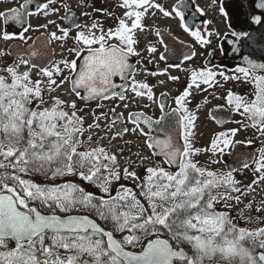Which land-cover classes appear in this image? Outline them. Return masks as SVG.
I'll list each match as a JSON object with an SVG mask.
<instances>
[{
	"label": "snow or ice",
	"instance_id": "obj_1",
	"mask_svg": "<svg viewBox=\"0 0 264 264\" xmlns=\"http://www.w3.org/2000/svg\"><path fill=\"white\" fill-rule=\"evenodd\" d=\"M31 3L24 0L18 8L0 11L4 25L22 27L18 36L5 30L0 39L18 38L25 43L31 39L23 34L33 30L30 24L24 26L25 16L37 14L28 11ZM55 3L47 0L37 12L45 17L56 13L58 9L50 7ZM82 6H89L87 0H82ZM118 6L122 15L107 28L95 19L80 24L71 17L77 29L74 35L71 25H56L60 34L50 32L44 48L29 45L0 50V264H264V226L239 225L246 210L253 209V202L245 204L241 197H247L256 185L264 193V146L256 154L238 156L237 146L253 141L236 139L241 129H252L264 139V63L244 56L246 66L229 76L206 65L182 67L195 51L165 47L158 53L156 45L149 44L145 51L150 57H173L178 62L168 67L189 73L184 90L172 97V107L165 102L167 93L162 92L158 100L154 86L136 79L129 58L141 56V37L153 28L146 21L158 14L179 18L181 29L201 47L210 45V37L217 35L213 31L205 34L211 21L197 24L195 16L186 14L185 0L170 9L158 0H119ZM255 7L261 14H253L250 22L264 27V0H258ZM64 8V19H70L68 5ZM219 11L227 15L223 7ZM195 12L204 15L198 6ZM155 35L162 33L157 29ZM232 35L239 40L249 33ZM52 41L61 42L59 46L68 55L52 61L45 50ZM158 43L163 45L165 40ZM145 71L156 76L167 69ZM114 77L125 83H114ZM217 77L250 88L242 94L226 89L224 95L214 96L224 104L210 110L208 117L218 125L240 127L216 132L210 144L200 148L196 146L200 135L196 122L201 105L196 104L193 111L190 98L193 89L207 91L201 85L223 88ZM179 79L167 76L169 81ZM61 94L75 99H62ZM137 98L158 105L159 116L129 112L125 117L116 107L97 114L92 108V102L99 109L104 107L102 101L118 99L127 109ZM86 109L93 123L85 127ZM224 113L241 119H229ZM102 120L109 122L102 127ZM127 123L134 126L129 128ZM108 133L109 143L123 139L126 133L140 135L148 153L129 149L125 156L121 147L117 154L100 144ZM202 154L208 162L200 159ZM225 156L236 157L243 169L253 173L250 184L243 185L234 175L240 168L211 167L224 164ZM68 178H78L103 195H95L81 183L58 182ZM121 180H131L138 190ZM254 210L264 212V200ZM252 219L249 216V222Z\"/></svg>",
	"mask_w": 264,
	"mask_h": 264
},
{
	"label": "flooded vegetation",
	"instance_id": "obj_2",
	"mask_svg": "<svg viewBox=\"0 0 264 264\" xmlns=\"http://www.w3.org/2000/svg\"><path fill=\"white\" fill-rule=\"evenodd\" d=\"M95 1L96 0H87L88 7L82 6V1L80 3L76 2L74 3L73 0H56V3L54 5H50V7H55L58 9L56 13L50 14L49 16L45 17L42 13H38L37 9L39 5H42L43 3L47 2V0H32V3L29 5L28 11H31L33 13H37L32 16L27 17V25H31V28L33 30L23 33L27 37H31L25 43L24 41L17 39H11L8 41H4V46L0 47L1 50H6L10 46L14 44H18L22 46V48H27L29 45H33L38 37H44V40H48V36L50 32H57L59 35V30L56 27V25H59L61 27H68L69 25L72 26V35L75 34L77 29L75 28V24L72 22L71 17L75 18L76 23L80 24H90L92 22V19H95L97 21L103 22L105 20L107 21H113V23L110 24H103L105 28L112 26L115 21V17H118L116 13V7H112L109 11L111 15H108L109 13H105L106 10L102 9L97 11L95 8ZM113 1V0H112ZM159 3L164 5L166 8H168V2L169 0H158ZM178 0H173V5L176 4ZM258 2V0H185V3L188 4V8L185 9L186 14L188 16H195V21L197 24H202L204 21H211V23L207 24L206 28L204 29L205 34L207 31H213L216 32L217 35H214L210 37L212 40V43L210 45H207L205 47H201L200 45L196 44L193 38L186 32L183 31L180 27V21L179 18H164L162 15L158 14L156 17H153L152 20L153 23V29L151 32L146 33L141 37L139 50L142 54L147 53L145 51L146 46L149 44H155L158 53L164 52L165 47L169 48H175L178 50H181L183 52H190L195 51L196 55L188 61H185L182 67L187 68H197L201 69L204 68L205 65L214 72H224L225 75H233V72L238 67L245 66L243 64L244 62V56H249L250 59H257L258 63H264V27L260 25L251 24L250 17L255 15L261 14V9H258L255 7V4ZM21 3H24V0L21 1ZM20 3V4H21ZM19 4V5H20ZM64 4L68 5V12L70 19H64V16L66 14ZM92 5V12H89ZM19 5L15 8H18ZM172 5V6H173ZM200 7L204 15H200L199 13L195 12L196 7ZM223 7L226 12L225 15H221L219 9ZM119 9V7H118ZM89 13V15H83V13ZM112 12V13H111ZM37 21L36 25H33V22ZM49 21H55V24H50ZM162 22L163 25L157 27L156 23ZM1 23V22H0ZM47 24V28L40 27V25ZM189 24H191V20L189 21ZM160 30L162 33L161 37H157L155 35L156 30ZM5 30H7L9 33L16 34L17 36L22 32V30H19L15 26H7L3 27L1 23V32L2 34ZM246 31L249 33L248 37H241V39L237 40L232 33L233 32H241ZM147 38V39H146ZM146 39V40H145ZM159 39H164L165 44L161 45L158 43ZM42 39V43L38 44V47L44 48V41ZM180 41L184 42V45H187L185 47L184 45H181ZM61 42L59 41H52L51 43H48V47L51 49V60L55 61L61 58V55L67 56V50L65 48H61L60 45ZM68 45L70 46L72 44V41H67ZM47 49V48H46ZM6 60H11L10 57H5ZM152 60L151 63H149V60ZM140 60L141 63L137 64L136 61ZM176 61L173 57H168L166 60H159L158 55L155 59L149 56L147 53V56H133L129 58V63L132 66L133 69L136 70V79L137 80H143L144 82L148 83L153 87V93L154 96L159 100L161 99L160 94L162 92L167 93V97L164 98L166 104L174 107V101L172 100L173 96L178 95L180 92H182L188 82L189 73L182 71L180 69H177L175 67H168L169 63H176ZM147 72H163L165 69H167L166 72H164V75H156L151 76L147 75ZM168 75L173 76H179V81H169L167 80ZM35 79V75L33 76ZM218 80H221L220 77H217ZM160 80H165V84H160ZM114 83L117 84H123L124 81H121L119 77L113 78ZM221 83L223 84V88L220 87H211L209 88L207 85H201L202 88H207V91H197L193 89V97L190 98L192 100V103L189 105V107L193 110H195V105L200 104L201 108L197 112V127L196 131L199 134H205L207 131V127H212L214 129L213 135L216 132L225 130L227 128H234V127H240L237 124L234 123H225L223 125H218L215 122V119H210L207 115V113L216 108L217 105L224 104L223 100H217L214 98L215 95H224L226 89H231L236 93H245L249 90L250 85L244 84L242 82L229 80L228 82H224L221 80ZM56 95V93H54ZM129 95H132L129 93ZM62 99H75V97H69L67 94H61ZM207 99L208 103L205 105L204 100ZM79 106H83V103L81 101H77ZM146 103L149 105L148 108H144L143 104ZM102 104L104 107L96 109L95 102H92V108L96 110L97 114L100 112H108L109 108L116 107V111L123 112L125 114V117H127V114L129 112L139 113L143 112L145 115L152 116L153 118H157L159 116V108L158 105L153 104L151 101H148L146 98L143 99V103L140 102V98L136 99L135 103L129 102V107L125 109L123 107V102L119 101L118 99H110L102 101ZM88 112V115L85 117V119L88 118V116L91 115V111L88 109L85 110ZM220 113H217L219 115ZM111 115V114H109ZM203 115V118L201 117ZM225 116H227L229 119H235L239 120L241 117L239 116H232L231 114L224 113ZM92 116V115H91ZM86 121V120H85ZM119 123V121L117 122ZM127 127L131 128L134 125L131 123L126 124ZM210 127V128H211ZM208 132V131H207ZM245 134L246 138L243 139H237L241 141H247L251 139L253 143L251 145L243 144L238 145L237 149H246V150H252V154L257 153V149L264 146V139L258 138L257 134L254 133L252 129H241V131L238 134ZM128 133L124 134L123 138ZM241 134V135H242ZM213 135H210L208 141H204L206 138L198 136L197 141V147L204 148L207 147L210 144V141L213 137ZM135 140L134 142H138L140 140V144H143L144 137L140 135H134ZM201 140L203 141H200ZM118 140H120L118 138ZM146 148V147H145ZM147 149V148H146ZM229 156H225L223 158L224 160V166L227 163ZM247 171L243 168H241V171L244 172ZM234 172V174L239 173ZM256 190V203L257 206H260V203L262 200H264V193L261 191V186L257 185ZM87 190L93 191L95 195H103L102 193H99L98 189L88 187ZM257 216L259 219L256 220V223L249 222V216L247 217L246 223H242L245 227H257V226H264V212L257 213ZM256 216V217H257ZM254 219V218H253Z\"/></svg>",
	"mask_w": 264,
	"mask_h": 264
},
{
	"label": "rangeland",
	"instance_id": "obj_3",
	"mask_svg": "<svg viewBox=\"0 0 264 264\" xmlns=\"http://www.w3.org/2000/svg\"><path fill=\"white\" fill-rule=\"evenodd\" d=\"M21 1L22 0H0V11H8L9 8H15L21 3ZM81 1L82 0H73L74 3H76V2L80 3ZM94 4L96 6L95 7L96 9L101 10V8H102V9L106 10L105 13H109V11L111 9H113L112 7L115 6L116 7V13L118 15H122V9L118 6L119 0H113V1L112 0H96ZM94 4L90 5L91 8H90L89 12H92V7H93L92 5H94ZM172 5H173V0H169L168 9H170L172 7ZM118 7H119V9H118ZM101 23L110 24V23H113V21L105 20V21H103ZM153 23H154V21L152 22V20L151 21L150 20L146 21V24H149V25H153ZM36 24H37V21L33 22V25H36ZM162 25H163L162 22L156 23L157 27L162 26ZM0 32H1V23H0ZM4 45H5L4 41H2L0 39V47H3ZM0 50H1V48H0ZM141 55L144 57V56H147V53H145V54L141 53ZM201 117L203 118V115H201ZM85 120H86L85 121V127L87 126V124L93 123V119H92L91 115L88 116V118L85 119ZM108 122L109 121L102 120L101 121L102 127ZM210 127H207V129H206L208 132L205 131L206 132L205 134H200L199 135L201 137L206 138L204 141H208L210 135H213L214 129L212 127L211 128ZM96 131H100V130L98 129ZM101 134L104 135V133H101ZM241 134H238L236 139H243L244 140L246 138L245 134H242V135ZM110 136H111V133H108L107 135H105V138L100 141V144L105 146V147H107L109 150L116 151L117 154H118L119 148H121V147H123L125 149V152H124L125 156L129 155V149H131L132 152L140 151V152H143L144 154L148 153V150L140 144L141 143L140 140H138V142H134L133 141V140H135V136L133 134H131V133H128L123 139H120V140L117 139L115 141H112L111 143H109ZM94 139H95V136H94ZM125 140L130 141V143L125 145V143H124ZM200 141H203V140H201V138H200ZM132 159L134 160V159H136V157L133 155ZM200 159L204 160L205 162H208L207 156L204 155V154L201 155ZM120 163L123 164L124 161L121 160ZM211 167L223 170L224 169V164L211 165ZM234 175L236 176V178L238 180H241L243 182V185L250 184L251 181L254 179L253 173L250 170H247V171H244V172H239V173H236ZM120 183L124 184L127 187H134L135 186L134 183L131 180H121ZM116 187L118 188L119 185H117ZM257 187H258L257 185L254 186L255 190L253 192H251L247 197H241V199L244 201L245 204L248 203L249 201H252L253 202V209L251 211H247L246 210L244 217L239 220V225L240 226H244L242 223L243 222L246 223V220H247L248 216H251V217L254 218V219L251 220L253 224L256 223L257 213L255 212L254 209L257 206V203H256V190H257ZM232 214L236 215L235 212H233Z\"/></svg>",
	"mask_w": 264,
	"mask_h": 264
},
{
	"label": "water",
	"instance_id": "obj_4",
	"mask_svg": "<svg viewBox=\"0 0 264 264\" xmlns=\"http://www.w3.org/2000/svg\"><path fill=\"white\" fill-rule=\"evenodd\" d=\"M6 12H7V11H6ZM27 17H28V16H25V17H24V19H25V21H26V24H25L24 26L27 25ZM1 22H2V21H1ZM2 26H3V27H7V26H15V27H17L19 30H22V27H21V26L16 25V24H14V23H10L9 25H4L3 22H2ZM42 39L44 40L45 38H44V37H38L33 45H35V46L38 47V44H39V43H42ZM44 41H46V40H44ZM16 46H19L20 49H26V48H22V46H20V45H18V44H14V45L11 46L12 49H13V51L16 50ZM27 48H28V47H27ZM45 50L48 51V54H49L50 59H51V49L48 47V45H47V49H45ZM253 60H254L255 62L258 63V61H257L256 58L253 59ZM243 64L245 65L244 62H243ZM245 66H246V65H245ZM252 152H253L252 150L237 149L238 156H239V155L248 154V153H251V154H252ZM226 165H227L228 167H231V168H240V169L242 168V165L239 163V161H238V159H237L236 157H230V156H229Z\"/></svg>",
	"mask_w": 264,
	"mask_h": 264
},
{
	"label": "trees",
	"instance_id": "obj_5",
	"mask_svg": "<svg viewBox=\"0 0 264 264\" xmlns=\"http://www.w3.org/2000/svg\"><path fill=\"white\" fill-rule=\"evenodd\" d=\"M36 179L40 180V181H43V178L42 177H37ZM58 182H76V183H81L83 187H85V189H88L89 185H87L86 183L84 182H81L78 180V178H68L67 180H61V181H58ZM134 190H138L134 187H132Z\"/></svg>",
	"mask_w": 264,
	"mask_h": 264
}]
</instances>
